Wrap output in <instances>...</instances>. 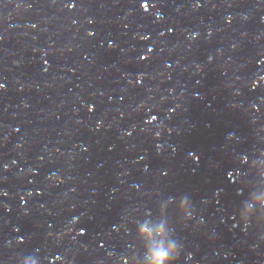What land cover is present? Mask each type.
Listing matches in <instances>:
<instances>
[{"label":"water","instance_id":"95a60500","mask_svg":"<svg viewBox=\"0 0 264 264\" xmlns=\"http://www.w3.org/2000/svg\"><path fill=\"white\" fill-rule=\"evenodd\" d=\"M0 84V264H264V0H0Z\"/></svg>","mask_w":264,"mask_h":264},{"label":"clouds","instance_id":"9594fccd","mask_svg":"<svg viewBox=\"0 0 264 264\" xmlns=\"http://www.w3.org/2000/svg\"><path fill=\"white\" fill-rule=\"evenodd\" d=\"M21 7L20 4H17V10H19ZM68 7H72V5H68ZM91 23V21H89ZM92 33H89L91 35ZM194 38V37H193ZM143 59V57H142ZM4 85L0 84V88H3ZM91 107L89 108V111H91ZM152 119H155L153 117ZM54 180L59 181L60 178L58 176L52 177ZM260 204H264V196H261L258 200ZM159 212L161 214L164 213L163 208H159ZM175 217L178 223L182 224L183 226H187L188 222L192 221L195 218V209L190 203V201L187 198H182L177 205L176 211H175ZM252 218V213L248 210H245L243 213L239 214L240 222L247 227L250 219ZM259 220L261 222H264V216L259 217ZM78 222L77 217H73L70 224H75ZM193 227L198 228L199 225H193ZM72 228L69 226L67 228V232H71ZM149 229L144 226L140 225L135 230V235L137 239H144L145 233L148 232ZM155 233V235H166L167 228L162 223L160 225L155 226L153 229H151ZM84 233V229H80V234ZM183 245L180 243H177L176 241H168L166 246L164 245H156L153 247H150L147 251L146 260L147 264H175V261L178 260V258L181 256ZM191 254H188V257L186 259H190ZM20 264H38V262L34 259H24L20 262ZM125 264H129L128 261H125ZM131 264H137L136 257H133V260L131 261Z\"/></svg>","mask_w":264,"mask_h":264},{"label":"snow or ice","instance_id":"6c2138e0","mask_svg":"<svg viewBox=\"0 0 264 264\" xmlns=\"http://www.w3.org/2000/svg\"><path fill=\"white\" fill-rule=\"evenodd\" d=\"M73 6V5H72Z\"/></svg>","mask_w":264,"mask_h":264}]
</instances>
